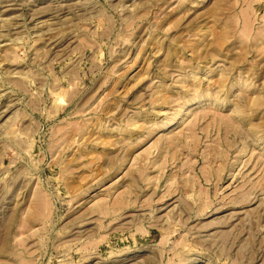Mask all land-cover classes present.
Listing matches in <instances>:
<instances>
[{"label":"rangeland","instance_id":"1","mask_svg":"<svg viewBox=\"0 0 264 264\" xmlns=\"http://www.w3.org/2000/svg\"><path fill=\"white\" fill-rule=\"evenodd\" d=\"M0 264H264V0H0Z\"/></svg>","mask_w":264,"mask_h":264}]
</instances>
